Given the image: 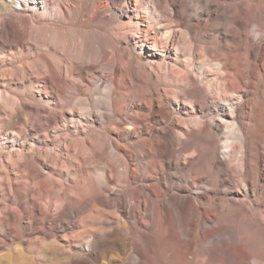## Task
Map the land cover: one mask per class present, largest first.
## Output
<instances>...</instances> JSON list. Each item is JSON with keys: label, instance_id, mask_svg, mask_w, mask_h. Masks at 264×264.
I'll return each instance as SVG.
<instances>
[{"label": "bare ground", "instance_id": "1", "mask_svg": "<svg viewBox=\"0 0 264 264\" xmlns=\"http://www.w3.org/2000/svg\"><path fill=\"white\" fill-rule=\"evenodd\" d=\"M1 1L15 21L0 20V49L12 56L20 48L37 59L19 67L13 56L5 76L16 80V67L22 82L40 85L37 93L47 95L53 114L25 105L16 118L0 103V128L26 116L44 120L36 129L44 142L47 127L59 120L78 133L76 158L64 163L71 165L65 172L72 173L71 192L56 183L66 175L56 168V157L41 159L21 150L0 164V250L18 241L25 252L38 251L52 239L70 251L67 264H78L87 257L76 246L89 238L87 247L95 253L122 242L127 251L116 255L122 264L131 257L135 264H225L228 252L231 264H264V254L256 255L245 237H264V0H127L131 15L119 10L129 23L109 34L97 18L109 4L117 8L118 0H15L18 8L13 0ZM32 17L56 20L38 22L32 31L45 35L40 41L45 48L26 41L24 19ZM126 35L138 40V53L128 48L119 53ZM83 63L101 67L104 85ZM208 111L217 113L214 126L205 119ZM170 118L176 122L168 126ZM125 134L129 142L122 139ZM108 148L123 166L124 191L103 203L90 189L78 190L89 163L103 172L102 189L111 190L112 161L102 156ZM192 148L201 151L197 158L204 167L183 164L170 185L175 158H185ZM218 191L223 198H215ZM36 197L59 211L55 220L47 221L46 207L36 206ZM125 215L136 225L145 223L150 247L143 256L132 244L134 228ZM46 222L47 230L33 228Z\"/></svg>", "mask_w": 264, "mask_h": 264}, {"label": "rangeland", "instance_id": "2", "mask_svg": "<svg viewBox=\"0 0 264 264\" xmlns=\"http://www.w3.org/2000/svg\"><path fill=\"white\" fill-rule=\"evenodd\" d=\"M9 2V0H7ZM145 1V0H144ZM71 4V10L74 7V3L70 2ZM129 5V1L127 0H118V7L115 8L111 4L103 11V13L97 18L98 22H100V29L103 33L109 34L115 31L116 28L119 26H126L129 23V20L123 17L122 13L120 12L119 8L125 9L130 15L131 12L127 9ZM19 4L18 2H15L13 0V8H18ZM27 10H30V7L27 8ZM74 10V9H73ZM71 11V20L75 21L77 14L75 12ZM190 12V11H189ZM9 8L5 6L2 1L0 3V20H3L4 23H13L15 21L14 16L9 14ZM227 13L228 15L231 14L229 10L224 9V14ZM118 16V17H117ZM26 25V41H28L31 46H42L40 43L41 40H45V35H42L40 32L38 33H32L33 29L36 27V23L43 22V23H56V20L53 17L45 18L44 20H41L38 17H32L25 18L24 19ZM78 21V19H77ZM102 22V23H101ZM106 22V23H105ZM225 25V21H224ZM108 27V28H107ZM226 29V27H225ZM32 34H31V33ZM226 30H224L225 35ZM30 33V34H29ZM50 36L51 34H47ZM46 35V36H47ZM135 38H132L129 35H126L120 42V48L121 51L120 54L125 55L126 49L128 48L133 53L139 52V43ZM259 43L262 45L263 41L260 40ZM45 48V47H41ZM198 48H201V44H199ZM7 49H0V59H3L4 62L0 63V71H4L3 75H0V95L2 96V99L0 98V103H4L7 105L5 107V111L10 112L13 114L14 117L21 116V111L23 106H30L32 108H35V106L38 108L39 112L42 115L47 114H53L51 110L47 108V95L45 93H37L38 88L37 86L40 85H30L27 82H22L21 80V74L20 71L16 67L13 68V79L16 78V80H10L8 77L5 76V71L10 68L9 65H7L12 60L13 56L19 59V62L17 63V66H21L23 63H33L37 62V59L32 55V52L30 51L25 52L21 51L20 48L17 49V51H13V55L11 56L10 53L7 51ZM20 50V51H18ZM198 51V49H195V53ZM15 52V53H14ZM24 53V54H23ZM83 66H87L90 68H93L96 72V82L97 80L104 85V80H100L99 77L102 76L103 70L101 67L96 65L95 63H83ZM97 66V68H95ZM149 68V65H146ZM264 77V76H263ZM20 79V80H19ZM19 82H18V81ZM95 83V82H94ZM95 85H92V88H94ZM79 96L76 95V98ZM42 100V105L37 104V100ZM11 101V102H10ZM7 103V104H6ZM210 108H212L211 105H209ZM186 114V111H183ZM208 115V116H207ZM207 115L204 114L205 119L208 120V122L211 125H215V119H217V113L208 111ZM7 119V116H5ZM63 118L67 119L68 115H63ZM176 118V115L174 116ZM170 118L167 122V125L169 126L172 123H175L176 119ZM44 120L40 121H34L31 119H28L26 116H23L22 121H19L18 123L9 122L5 127L0 128V164H4L7 161H11L10 157L15 154V151L21 152L29 155V154H35L38 155V158L44 156H48L51 159H54L56 157L58 163V166L56 168L61 169L64 173L67 172V168L71 167L69 164L64 163L67 161L66 159L71 158L75 160L77 152H75L74 148H77V140H76V131L75 127L72 125H66V128H63L62 125H64L62 120H59L58 123L55 126H49L46 129L47 133V141L44 142L43 138L41 137V134L36 131L38 128L37 126L39 124H43ZM39 123V124H38ZM5 125V124H4ZM152 125L156 130H161L162 126L157 125V123L152 122ZM23 130L20 131V130ZM221 142L224 138V135H220ZM144 139L147 137H143ZM123 140L129 142V137L127 134H125L122 137ZM117 144H121V139L118 138L116 140ZM72 143V145H70ZM113 149L108 148L103 152V159L105 161H112L113 166V177L114 182L110 185H108L107 189H111L110 191L106 192L105 189H102V183L104 174L103 172H97V170L89 163L86 168L83 169V173L81 174L80 179L83 177V181L81 182V189L78 190L79 193L87 192L88 189H90L95 197L99 200H102L103 203H109L108 200L111 199L113 193L118 194L119 196L123 195L124 189L122 188L124 185L119 181V178L121 177V173L124 171L123 166L121 162L117 158H114L112 154ZM193 151V152H191ZM201 153V151L198 149H189L186 153H184L185 158L183 157H176L175 161L177 164L176 170H171L170 174L171 177L169 178L170 185L175 183L177 177L180 175V171L183 164H187L188 162H193L195 164L194 170H201L204 167V164L202 161L198 160V152ZM121 154L124 157H127L128 155L124 152H121ZM198 154V156H197ZM121 155V156H122ZM60 160V161H59ZM218 160H221V157H218ZM61 162V163H60ZM42 161L40 160V164ZM132 163V162H130ZM64 165V166H62ZM198 168V169H197ZM88 173L91 174V177L89 178ZM62 178H57V184H61L62 191L71 192L72 189V183H71V177L72 173H65ZM200 182H202V186L204 185V179H202V176H200ZM88 188V189H87ZM176 192H178V189H175ZM192 191H195L192 189ZM179 194H186L183 192H179ZM170 193H167V196H169ZM224 193L221 191H218L215 193V198H223ZM36 206H42L46 207V218L48 222H51L55 220L58 215L59 211L48 208L45 201L39 199L38 197L35 198ZM128 204V202H127ZM126 221L129 222L133 226L134 229L131 231V238H132V244L137 249V254L139 256H143L144 249H148L150 247V239L145 233V223L143 220L140 221L139 224H135V221L133 219H129L127 215H125ZM112 221V220H111ZM110 221V222H111ZM113 222V221H112ZM51 224V223H50ZM49 223H44V225L39 224H33V228H42L43 230H47L50 226ZM115 226V225H113ZM36 229V232L37 230ZM52 229V227H51ZM70 231V228L67 229L65 234ZM75 231H77L75 229ZM137 233H140V237H136ZM69 233H67V236ZM73 234L70 232V235ZM228 233H224L226 236ZM64 234H62L63 236ZM232 235L234 238L235 232L232 231ZM6 236L9 237V233H6ZM70 237V236H69ZM247 242H249L254 250L256 255L262 256L264 254V237L260 236L257 233H248L245 234ZM89 238L82 241L80 244H77L76 249L79 248L83 253L86 255V260L82 261L78 264H122L116 257L122 256L123 253L127 251V248L123 245L122 242L118 244L115 248H107L105 250H99L97 253L93 252L87 247V244L89 242ZM46 243H44L42 246L43 248L39 249L38 251H32L27 250L25 252L24 248L19 245L18 241H14L13 243H8L6 246H4L0 250V264H38L39 261L40 264H67L73 257H70V251L67 249H63L61 245L57 243H52V239L45 240ZM18 248V249H17ZM24 250V251H23ZM23 252V253H21ZM74 252V251H73ZM19 256V257H18ZM26 257V258H25ZM21 258V259H19ZM24 258V259H23ZM23 259V261H22ZM38 261H37V260ZM25 260V261H24ZM44 262H42V261ZM23 262V263H22ZM232 262V256L231 253L228 252L225 256V264H231ZM123 264H135L133 258H129L126 260ZM156 264H161V262H156Z\"/></svg>", "mask_w": 264, "mask_h": 264}]
</instances>
